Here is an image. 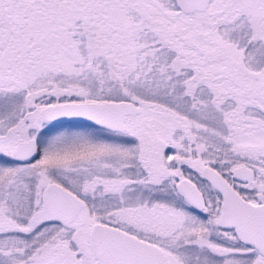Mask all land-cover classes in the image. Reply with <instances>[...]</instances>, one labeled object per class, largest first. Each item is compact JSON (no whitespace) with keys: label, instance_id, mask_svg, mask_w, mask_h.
<instances>
[{"label":"snow or ice","instance_id":"1","mask_svg":"<svg viewBox=\"0 0 264 264\" xmlns=\"http://www.w3.org/2000/svg\"><path fill=\"white\" fill-rule=\"evenodd\" d=\"M0 264H264V0H0Z\"/></svg>","mask_w":264,"mask_h":264}]
</instances>
